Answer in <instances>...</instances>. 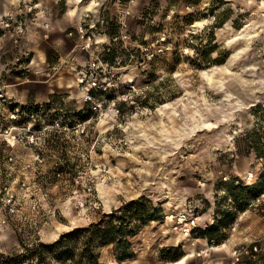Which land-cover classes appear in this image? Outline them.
Here are the masks:
<instances>
[{
	"label": "rangeland",
	"instance_id": "374dc122",
	"mask_svg": "<svg viewBox=\"0 0 264 264\" xmlns=\"http://www.w3.org/2000/svg\"><path fill=\"white\" fill-rule=\"evenodd\" d=\"M93 1L33 17L18 48L0 35V193L19 210L0 264H85L82 230L140 198L129 258L95 236L96 264H264V179L247 204L237 188L264 175V0ZM184 211L220 242L185 236Z\"/></svg>",
	"mask_w": 264,
	"mask_h": 264
},
{
	"label": "trees",
	"instance_id": "16d2710c",
	"mask_svg": "<svg viewBox=\"0 0 264 264\" xmlns=\"http://www.w3.org/2000/svg\"><path fill=\"white\" fill-rule=\"evenodd\" d=\"M257 109H261L260 111L263 112L264 106H259ZM261 179H264V175H262L260 180H256V182H254L252 185H238L237 188L239 192L243 193V200L245 204L248 203L249 199L251 198V194L254 193L253 191L256 190L261 183ZM153 211L154 209H152L151 205L147 203V201L140 198L136 201H130L126 203L121 208L114 210L109 214L103 215L98 223L91 224L86 229L82 230V233L85 236L83 239V252L84 254H87L85 264H96L97 260L92 249V243L95 236H101V239L104 242H106L108 238L110 240L108 243L114 247L116 254L123 260L128 259L129 244L126 241V238L132 236L133 233L139 229V224L141 221L149 218L150 213ZM217 224L218 223L214 225L212 223L211 225L205 226L204 229L199 227L194 228L190 235H200L199 237L206 239L208 243H212L213 239L211 238V235L218 231ZM71 235L72 233H69L66 236L70 237ZM219 242L220 241L218 239H216L215 242L213 241V243L216 245ZM57 245L58 242L56 243V246Z\"/></svg>",
	"mask_w": 264,
	"mask_h": 264
},
{
	"label": "built area",
	"instance_id": "2783aa9c",
	"mask_svg": "<svg viewBox=\"0 0 264 264\" xmlns=\"http://www.w3.org/2000/svg\"><path fill=\"white\" fill-rule=\"evenodd\" d=\"M35 7H36L35 5L27 4L25 7L20 9L16 15L8 16L0 22V32L1 33L3 32L4 34H8L11 36L15 48H18V46L22 44V41L25 40L27 24L30 21H33L32 18L36 16V14L34 13L36 11ZM44 28L47 29L48 25L45 24ZM81 31L82 28H79L78 32L80 33ZM83 49L87 52L90 49V44H86L83 47ZM26 56H27L26 54L20 53L19 56H15L10 62H8L7 66L12 65L15 67L26 69L27 66L24 67L22 61V58ZM1 60H2V55L0 53V61ZM79 82L82 83L83 80L80 79ZM87 99L90 100V97L86 96L85 100ZM10 146L12 147L14 145L10 144ZM13 161L14 159L11 157L5 159L6 163H11ZM0 201H1V206H0V234H1L3 229L8 226L9 221L12 219V217L16 216L19 210L16 204L15 197L10 193V190L6 188H4L3 192L0 193ZM196 221L197 219L194 216H191L186 211L181 212L176 216V225L178 226L177 228H180V230L183 231L185 236H189L191 234V231L194 228H196V223H195ZM258 242L259 241H254L251 243L250 246L241 247V249L234 250L232 256L235 259V261L238 262L240 256L244 254L254 255L258 253L259 252Z\"/></svg>",
	"mask_w": 264,
	"mask_h": 264
},
{
	"label": "crops",
	"instance_id": "0c3cea01",
	"mask_svg": "<svg viewBox=\"0 0 264 264\" xmlns=\"http://www.w3.org/2000/svg\"><path fill=\"white\" fill-rule=\"evenodd\" d=\"M82 1V3H80ZM87 0H0V22L8 16H14L27 4L35 5L37 16L35 22L60 21L64 23L77 22L84 16L83 7ZM40 24L26 28L27 36L34 37L40 33ZM1 35V32H0ZM0 39V49L4 52V41ZM0 52V53H1ZM3 57V56H2Z\"/></svg>",
	"mask_w": 264,
	"mask_h": 264
},
{
	"label": "bare ground",
	"instance_id": "6f19581e",
	"mask_svg": "<svg viewBox=\"0 0 264 264\" xmlns=\"http://www.w3.org/2000/svg\"><path fill=\"white\" fill-rule=\"evenodd\" d=\"M92 5H94V9H92V11H96V3H95V1H93V0H88ZM80 3H82V1L80 2Z\"/></svg>",
	"mask_w": 264,
	"mask_h": 264
}]
</instances>
